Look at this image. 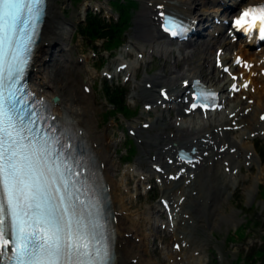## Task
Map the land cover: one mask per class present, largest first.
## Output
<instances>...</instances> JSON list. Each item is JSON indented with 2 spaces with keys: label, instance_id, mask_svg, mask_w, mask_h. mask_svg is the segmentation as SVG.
I'll return each mask as SVG.
<instances>
[{
  "label": "snow or ice",
  "instance_id": "1",
  "mask_svg": "<svg viewBox=\"0 0 264 264\" xmlns=\"http://www.w3.org/2000/svg\"><path fill=\"white\" fill-rule=\"evenodd\" d=\"M46 8L47 0H0V264H111L99 202L79 179L82 169L65 156L55 129L42 126L45 117L23 83ZM256 12L259 20L244 30L251 34L258 25L264 39V5L246 14ZM233 24L240 27L239 20ZM178 27L164 18L166 32L175 36ZM237 63L251 67L239 57ZM195 83L192 108L215 96ZM82 195L90 197L87 202Z\"/></svg>",
  "mask_w": 264,
  "mask_h": 264
},
{
  "label": "bare ground",
  "instance_id": "2",
  "mask_svg": "<svg viewBox=\"0 0 264 264\" xmlns=\"http://www.w3.org/2000/svg\"><path fill=\"white\" fill-rule=\"evenodd\" d=\"M259 1L260 0H247L245 4ZM160 3H164L168 9L175 8L186 15L193 16L195 19L204 16V13H200L199 8L197 9V0H145L143 8L136 17V41L131 43V46L134 47L138 53H141L142 57L151 49H163L164 44H166L165 40H159L157 34V21L155 15L157 14L158 9L155 6ZM64 4H66L65 1L61 3L58 0H49L48 17L43 31L42 46L38 51V56L33 69V78L35 79L34 85H36L38 91L46 97L53 98L55 95H59L61 100L55 106L56 112L61 116L67 114L73 121H76L77 124L82 125V127L85 128V134L89 136L95 146V150L102 163L105 177L109 185L112 187L111 193L114 201L113 205L117 216V264H156L144 258L145 253L148 252V248L145 244L136 243L134 240L139 236L137 231L133 232L132 229L129 230L126 228V216L123 214L125 203L123 202L122 205H120L119 199H116L118 193L117 186H115L116 179L113 173L115 164L113 162V154H110L111 147L108 140L109 135L107 131L102 132L101 129L97 127V120L95 118V112L97 111L96 109L98 106L97 99L94 95H90L85 91V85H89L90 87L93 86L90 78L87 77L91 74H89V70L87 71L84 65L81 64L82 62L80 60L76 64V61L70 57L74 52L71 45L73 44L75 32L73 24L69 21L70 18L63 14V11L65 10V8H63ZM206 9L207 8L204 6L202 7V11H205ZM53 45L61 46L62 54L60 56L54 57V54L51 56ZM221 46L222 44L220 43L219 47ZM243 50L245 52V49ZM49 56L51 57L49 58ZM248 57L253 59L251 55ZM140 60H143V58L138 57L133 62L126 61L123 56H121L117 57L113 63L120 67H122L121 65H125L128 73L135 74L137 72L136 63H140ZM223 60L226 63H229L227 55L223 56ZM208 64H212L209 57L206 59V65ZM174 66L176 70L174 72L172 71L169 76L159 73L154 76L144 77L141 86L135 85V87H133L131 97L137 99L142 98L144 104L151 105L153 109L158 110L160 108L158 100L160 99V95L157 92L159 87L164 88L168 86L175 92L179 91L177 90V72L179 73L181 64L178 59L174 60ZM201 67L195 66L189 74L185 73L187 76L183 78H188L191 73L198 75V71H200L199 68ZM254 69L258 70V66ZM216 73L219 75L220 71L218 68L214 67L213 71L210 72L211 75H209V73H207V75L213 76ZM183 74L184 73L180 75ZM81 79L84 80L82 81ZM252 82V86L261 88L262 84H264V77L259 74V77L253 79ZM221 87L225 89L224 86ZM258 88H256L255 93L250 91L251 95H249V97L255 98L254 104H250L248 101L239 100L235 105H228L226 107V109H229V111H226L227 113L224 111L223 114L214 119V122L219 123L212 124L211 121H209L211 124L206 123L204 125H199L200 127L191 125V123L186 120V104L180 102L179 116H182L181 124L172 130L174 134L172 135V131H168L169 129H167L168 127L166 126L161 129L159 134L153 139L155 143H157L158 138H163V141H159L157 145L158 160H163L162 157L165 155L162 154L163 151L173 152V142L197 145L201 150L200 153L204 155V160L195 170L201 171L202 174H204L200 175L199 178L200 187L204 184L207 190L202 192L197 187L192 186L190 188V193L186 195L187 197L186 201L184 200V203H180L179 197L180 195H185V192H188V190L184 189L182 185L177 187L176 190L171 189L170 191H167L165 196L166 198H171L174 212L177 208L182 206V210L175 213V220L177 221V224L186 223L187 221V225L184 224V226H180V232L188 230L189 228L187 235L190 248H194L195 250L201 249L208 241L206 237L200 235L203 225H206V223L216 224L217 222L218 218L215 217L214 210L216 209L218 198L221 195L224 196V184L228 181L227 175L224 172L222 175L218 174L220 171H226L225 169L227 165L224 161L229 160L228 165L232 166V169L240 165L239 162L235 161V157L239 154V151L231 153L228 149L220 151L219 148L229 144V147H233L234 145L238 146L239 150L242 152L250 150L248 149V146L241 144L240 138L233 136L231 131H223V134L221 135L220 130L216 131L215 129L219 126L231 125L232 121L236 118H230L229 113L236 111V117H238L237 124L240 125L243 122L248 121L247 124L243 125L249 130L248 133L257 130L261 131V129L264 128V121L258 119V114L260 115V112L264 109V91ZM256 100L259 101L258 106H256ZM248 108H250L249 112L245 113V110ZM148 121L149 120H146V122ZM144 127L143 123L141 125L139 122H133L131 124V128L137 130L139 137H142L145 143L147 136L142 135V129ZM246 132V130L242 131L241 134ZM206 151H209L208 155L205 154ZM212 160L214 162L213 165L210 164V161ZM220 162L225 164L221 167ZM143 163V158L140 157L138 159V164L141 165ZM167 166L170 168L173 167L169 164H167ZM190 171L194 170L191 169ZM203 171H205V173H203ZM185 179L186 175H183L181 180L185 181ZM195 182H197V180ZM192 190L199 191L194 193ZM178 191H180V193ZM201 199H204V201ZM208 201L212 205H210ZM189 202H192L193 207L197 209L196 213L193 214L195 222L193 225H190L188 219H185L184 216V213H187L185 208L191 209V203ZM150 218H152L151 215ZM192 229L194 231L193 234ZM174 236L182 241L186 240L184 236L181 237L179 234H174ZM176 253V251H172L171 257L175 258L174 255H176ZM134 258H137V262H134ZM176 258L178 257L176 256Z\"/></svg>",
  "mask_w": 264,
  "mask_h": 264
},
{
  "label": "rangeland",
  "instance_id": "3",
  "mask_svg": "<svg viewBox=\"0 0 264 264\" xmlns=\"http://www.w3.org/2000/svg\"><path fill=\"white\" fill-rule=\"evenodd\" d=\"M58 1L61 3L63 1L66 2L63 8H67V10L70 11V17L71 19H74V22L81 21L80 17H83L85 6L89 3V1L87 0ZM97 2L98 0H94L93 5L103 8L99 13H102L108 19H113L115 16H117L115 12L110 11L107 0H103V2L99 5ZM95 8L96 7L93 8V11H96ZM139 10L135 14H138ZM65 15H69V12H67ZM135 32L136 30H134V26L132 25L131 28H129V34L127 35L125 40H136L134 39ZM78 39L79 40L77 41L79 42V44L76 47V52L84 50L83 54L89 56V59H87V62H85L87 66L89 65V68L92 69L91 64H93V62L95 65H99L108 57V52L105 50L106 46L102 41L93 42V40L85 36ZM92 47L96 49V57H93ZM119 51L120 49L118 50V52ZM124 52L125 50L120 51L117 56L124 54ZM199 56L201 57L202 53H199V55L197 53L196 58H190L189 60H187V62H181V67L189 63L198 64V62H196V59H198ZM112 60L113 58L110 59L109 63ZM171 60L172 57H170L167 64L162 61L160 63V67L155 69L152 73L146 72L145 66H142V68L138 71L139 77L136 78V80L134 79L130 81L126 85V89L129 91V93H132L135 84L140 86L143 84L141 80L144 76H153L154 74H157L158 71H163L162 69H165V71L171 70ZM101 72L99 73L101 74ZM202 72L205 73L206 70L204 69ZM92 81L95 82L96 86V90H93V94L102 106L100 110L95 114L97 121H99L98 127L102 132H108V140L116 141V147L114 148V161L118 162L116 164L115 171V179L117 182L116 184H118V194L116 198L119 199L121 203L125 202V204L127 205H130L133 202L136 204L135 205L133 203L134 207L132 209H129L128 211L126 226L128 228L134 227L138 229L139 234L141 235L145 243H148L150 248L154 247L155 245L152 237L149 236L150 230L148 229V216L146 210L149 207H151V210H153V206L158 202V200L154 196L156 193L158 194L157 196H160V191L155 190V192L151 194L150 198L143 195H139V197L136 198L135 194L137 191L138 176H134L133 180L131 179L132 190H128L126 188L128 187V174L131 173L130 171H126L125 169V167L130 163L124 162L123 157V153L126 154L125 134H127V132L124 129L127 122L119 114L114 115V113H112L116 117H111L109 116V114H107L110 109L103 93L105 80H103L101 77H94ZM117 83V80H114L110 82V85ZM131 101L132 99L129 100V102ZM127 105L128 108L132 110V106H130L128 103ZM133 120H136V117H134ZM248 141V144L251 146V148L254 147L257 149L258 154H256V161L254 165L249 169L248 167H244L242 174H237V176L246 178L245 183L241 181L237 189L231 187L226 198L217 202L216 209L214 210V215L218 218L216 224L210 223L203 225V229H201L200 232L201 236H204L208 239V244L206 243L204 245L205 247L203 249H200V255H195L193 258H191L190 264H235L234 260L238 256L242 255V259L250 260V257H248V255H250L252 250L250 251V253H248V250L259 248L264 245V155H260L261 150H264V138H257ZM255 144H257V146ZM129 156L130 154L127 155V157ZM139 156L140 152H137L134 155L131 163H134ZM143 157L145 158L146 155L144 154ZM147 167H149V163L145 161V163L143 164V169H146ZM254 216L258 218L256 222L254 220H251ZM147 257H151L156 261L164 260L163 254L159 252H157L156 255L151 252L149 256L147 255ZM255 258L257 259V264L261 262V260L259 259L260 257L257 258L255 256L254 258H252V260H254ZM241 264H243V261L241 262Z\"/></svg>",
  "mask_w": 264,
  "mask_h": 264
},
{
  "label": "clouds",
  "instance_id": "4",
  "mask_svg": "<svg viewBox=\"0 0 264 264\" xmlns=\"http://www.w3.org/2000/svg\"><path fill=\"white\" fill-rule=\"evenodd\" d=\"M259 5H264V0H261V3ZM259 5H254V4L248 3V4L244 5V6H242L241 9H240V11L236 15L233 16V21L239 20V22H240V27H236L235 24H233V27L237 31H242L248 37L254 36L258 32V35L256 37L257 40L260 39L259 31H258V25H257V28L254 29L251 34L249 32H247V31L244 30V25H246V24H252V23H255L256 20H259V18L261 16V14L259 12L252 13V14H246L247 13V10L249 8L257 7Z\"/></svg>",
  "mask_w": 264,
  "mask_h": 264
},
{
  "label": "trees",
  "instance_id": "5",
  "mask_svg": "<svg viewBox=\"0 0 264 264\" xmlns=\"http://www.w3.org/2000/svg\"><path fill=\"white\" fill-rule=\"evenodd\" d=\"M93 25H95V27H94V31H92L93 33H94V32H98L99 34H104V33H103V30H102V28H101V26H99V28L97 27V26H98L97 22L93 21ZM97 30H98V31H97Z\"/></svg>",
  "mask_w": 264,
  "mask_h": 264
}]
</instances>
